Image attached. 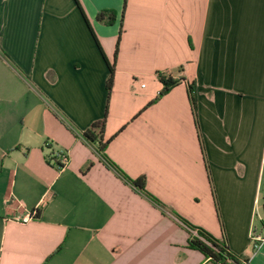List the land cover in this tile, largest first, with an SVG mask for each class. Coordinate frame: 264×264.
I'll return each mask as SVG.
<instances>
[{
    "label": "crops",
    "instance_id": "obj_1",
    "mask_svg": "<svg viewBox=\"0 0 264 264\" xmlns=\"http://www.w3.org/2000/svg\"><path fill=\"white\" fill-rule=\"evenodd\" d=\"M263 199L264 0H0V264H264Z\"/></svg>",
    "mask_w": 264,
    "mask_h": 264
},
{
    "label": "trees",
    "instance_id": "obj_2",
    "mask_svg": "<svg viewBox=\"0 0 264 264\" xmlns=\"http://www.w3.org/2000/svg\"><path fill=\"white\" fill-rule=\"evenodd\" d=\"M111 15H112V11L101 12L96 16V21L104 22L105 24L110 25L111 22L113 21ZM82 17L87 24V21L83 14ZM116 48L114 53L115 56H116ZM112 77H113V68L112 66H109V75L105 83V87L107 91H109L111 88ZM157 77L162 87L155 100L165 95L170 90V88H172L177 83L181 82V80L173 81L166 74L158 73ZM188 90H189L190 102L193 106L195 101V92L192 84L188 85ZM104 125H105V117L99 121L92 123L91 126L84 131L82 136V138L86 143L96 144L97 150L100 153L104 151L105 145L110 140L108 139L102 142ZM127 181L138 190L144 192V188H145L144 177H140L135 180L127 179ZM184 223L190 231L195 232L194 235H190V237L188 238L187 241L188 248L200 252L204 256V258H206L208 261H210L213 264H240L239 259L237 257L232 256L229 253L224 241H218L203 229L192 226L186 222ZM244 264H246V262H244Z\"/></svg>",
    "mask_w": 264,
    "mask_h": 264
},
{
    "label": "built area",
    "instance_id": "obj_3",
    "mask_svg": "<svg viewBox=\"0 0 264 264\" xmlns=\"http://www.w3.org/2000/svg\"><path fill=\"white\" fill-rule=\"evenodd\" d=\"M52 157L57 160L58 168H62L68 162V156L63 151L53 152L52 153ZM22 205L23 204L21 202H18V206L19 207H22ZM36 215H37V211L36 210H32L31 212L25 213L23 216H21L20 218H18L16 220L19 221V222H22V223H27L32 218H34ZM251 239H252V242H253V247L255 248L257 246V243L254 244V242H257L259 238L257 236H255V235H253ZM242 264H244V263H242Z\"/></svg>",
    "mask_w": 264,
    "mask_h": 264
},
{
    "label": "rangeland",
    "instance_id": "obj_4",
    "mask_svg": "<svg viewBox=\"0 0 264 264\" xmlns=\"http://www.w3.org/2000/svg\"><path fill=\"white\" fill-rule=\"evenodd\" d=\"M263 201H264V199H263Z\"/></svg>",
    "mask_w": 264,
    "mask_h": 264
}]
</instances>
